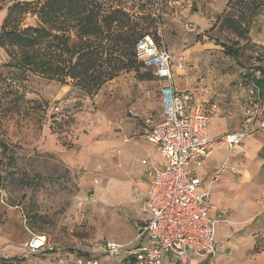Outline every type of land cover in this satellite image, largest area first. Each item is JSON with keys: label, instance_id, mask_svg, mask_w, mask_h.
Instances as JSON below:
<instances>
[{"label": "rangeland", "instance_id": "rangeland-1", "mask_svg": "<svg viewBox=\"0 0 264 264\" xmlns=\"http://www.w3.org/2000/svg\"><path fill=\"white\" fill-rule=\"evenodd\" d=\"M169 1L146 6L155 19L150 32L157 36L167 25L171 37H190L186 19L175 20L174 11L167 10ZM192 1V12L201 7L207 19L213 18L205 34L217 48L200 53L199 65L184 54L179 77L193 81L191 90L197 93L215 92L211 102L241 124L249 110L244 81L252 79L251 69L264 68V46L253 42L263 31L264 1L227 3L220 13L212 11L213 0ZM6 15V8L0 10V33ZM226 16L239 19L249 28L247 34L228 28ZM217 42L238 51L240 59L227 56ZM7 62L0 50V264H78L74 253L97 252L102 240L136 244L144 221L145 190L136 180L141 159L147 151L163 159L143 129L148 115H161V85L153 73L144 68L140 74H125L89 97L71 84L33 75L19 81ZM225 156L219 151L210 162ZM39 235L62 255L32 253L29 243ZM246 257L264 264V237L255 238Z\"/></svg>", "mask_w": 264, "mask_h": 264}, {"label": "built area", "instance_id": "built-area-1", "mask_svg": "<svg viewBox=\"0 0 264 264\" xmlns=\"http://www.w3.org/2000/svg\"><path fill=\"white\" fill-rule=\"evenodd\" d=\"M188 28L191 32L196 31L194 25ZM157 36L147 35L136 45L138 60L161 83V116L156 120L149 115L144 124L149 128L148 142L164 161L162 166L149 160L141 161L147 178V192L142 202L145 219L137 230L138 245L131 248L132 245L102 240L97 252L74 253L78 264H100L99 256L107 258L110 264H188L191 254L201 258L215 257L218 228L226 222V214L220 213L217 218L210 216L212 189L207 187L200 191L202 181L194 171L215 151L221 148L235 151L259 128L264 129L261 120L263 97L257 86L249 84V110L239 130L210 138L211 115L196 103L194 91L180 92L174 85V73L184 69L185 57L168 50L161 30L157 31ZM249 73L252 78L261 77L258 70L251 69ZM234 171L221 170L213 182L223 173ZM145 239L148 245H143ZM29 250L57 256L63 253L42 235L31 239ZM123 253L124 259L119 262Z\"/></svg>", "mask_w": 264, "mask_h": 264}, {"label": "trees", "instance_id": "trees-1", "mask_svg": "<svg viewBox=\"0 0 264 264\" xmlns=\"http://www.w3.org/2000/svg\"><path fill=\"white\" fill-rule=\"evenodd\" d=\"M242 1L264 0H229L228 5ZM2 2L6 4L0 5V10L6 8L7 15L0 33V50L8 57L6 67L18 72L19 81L33 75L71 84L89 97L125 74H140L145 67L137 58L136 45L147 35L156 36L150 32L155 19L145 11L154 0H138L137 5L135 0ZM224 23L238 35H246L249 30L232 16H226ZM217 44L227 56L240 59L238 51ZM257 70L261 72L259 79L251 76L244 82L257 86L264 97V68Z\"/></svg>", "mask_w": 264, "mask_h": 264}, {"label": "crops", "instance_id": "crops-1", "mask_svg": "<svg viewBox=\"0 0 264 264\" xmlns=\"http://www.w3.org/2000/svg\"><path fill=\"white\" fill-rule=\"evenodd\" d=\"M228 1L213 0L212 11L214 13L222 12ZM168 4L170 8L167 10L169 12L174 11L172 16L175 17V20L186 19L188 22L187 30L191 34L190 37L187 35H181L182 37L180 36V38L171 37L168 33V26L161 27L162 36L168 50L173 54H181L183 56L187 53L188 58L196 65H199L200 53L217 48L216 44L207 37L208 34H205L213 18L207 19L201 7L198 11L192 12V0H170ZM190 25L196 27L195 32L189 30L188 26ZM262 29V33L258 34L253 42L264 46V24ZM193 36H195V39H193ZM186 43L189 44L187 45ZM179 73L180 71L174 73L176 90L180 92L194 91L191 90L194 82L188 79L183 81L179 77ZM194 92L196 93V103L203 106L204 110L212 117L208 131L210 138L235 133L239 130L241 124L234 120V115L230 112L227 114L225 110H221V107L219 108L217 104L211 102V94H215V92L213 93L212 90H208L204 94L197 93V91ZM151 115L156 120L161 116ZM261 120L264 121V97ZM143 129L145 139L148 142L149 128L144 124ZM150 145L155 148L152 144ZM219 151L226 152V156L218 162H210L214 154ZM146 154L147 156L142 158L141 161L149 160L150 163L157 166L164 164L163 159L162 161H157L149 151ZM223 169H237V172L223 173L217 181L213 182L216 175ZM144 171L145 168L143 167L139 172L140 178H136V180L137 185L145 190L146 196L147 178L144 175ZM194 173L202 181L200 191L207 187L214 189L215 184H218L215 189L216 193L212 194V208L209 214L212 218H217L220 213H225L226 222L222 223L218 228V249L215 257L201 258L191 254L188 264H252L246 257L248 246L255 242L256 237H264V129L259 128L253 136L246 139L242 146L235 151L225 148L215 151L202 167L195 169ZM219 181L220 183H218ZM260 200L262 201L261 204H259ZM243 228L246 229V232L242 235L238 234V231ZM254 233L257 234L256 237L253 236ZM144 244L148 245L149 242L145 239ZM137 245L138 243L132 245L131 248L137 247ZM124 256V253L119 256L118 261H123ZM104 259L105 261H103ZM100 260V264L104 262L110 264L107 258L103 257Z\"/></svg>", "mask_w": 264, "mask_h": 264}]
</instances>
